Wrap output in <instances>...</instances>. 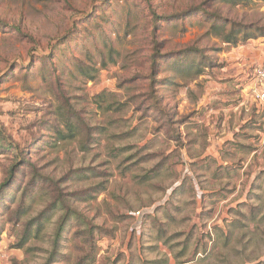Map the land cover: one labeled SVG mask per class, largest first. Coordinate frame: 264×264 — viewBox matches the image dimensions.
Instances as JSON below:
<instances>
[{"label": "rangeland", "instance_id": "rangeland-1", "mask_svg": "<svg viewBox=\"0 0 264 264\" xmlns=\"http://www.w3.org/2000/svg\"><path fill=\"white\" fill-rule=\"evenodd\" d=\"M208 14L264 27L256 0H0V264H45L63 222L55 264H264V39Z\"/></svg>", "mask_w": 264, "mask_h": 264}, {"label": "trees", "instance_id": "trees-1", "mask_svg": "<svg viewBox=\"0 0 264 264\" xmlns=\"http://www.w3.org/2000/svg\"><path fill=\"white\" fill-rule=\"evenodd\" d=\"M223 2L226 5L237 7V6H247L251 3V0H219ZM259 2H262L264 0H256ZM206 13V12H205ZM209 17H213V20L210 21V24L208 26V30L210 33L214 34L217 36V38L222 42L223 44L226 45H232L236 46L238 44H246L247 42L251 40H257V39H264V27H259L258 25L254 23H235L231 22V19H220L222 22L221 24L218 21H215L216 17L212 14H208ZM89 55V54H88ZM87 55V56H88ZM104 66V64H102ZM78 67H79V74L83 78H87L90 80H93L94 78V73L96 72L94 66L92 65H86L82 64L81 62L78 61ZM192 68V67H190ZM189 68V69H190ZM196 76H199L201 73L200 68H197V71H195ZM98 98V97H97ZM100 99V98H99ZM101 100V101H100ZM96 101L98 108H101L102 104L106 102V99H100ZM107 108L110 107L111 105H115V109L121 110L124 108V104H110L107 102ZM69 115L65 117V114L67 112L62 111V108H57L56 109V117L60 122H62L63 126L66 128V132H63L60 130V128H56L54 131V137L51 143L55 142H65L67 139H72L74 137V132H76V127L75 123L72 122L73 119L76 118V112H74L73 108L69 109ZM3 148L7 149L10 151V149H14L13 146L11 145L10 142H8L7 138L4 136L2 131L0 130V150ZM15 166H11L10 171H9V176L7 177L6 181L3 183L2 187H5L11 176H13V171H14ZM204 195V194H202ZM64 228V222L60 223L58 226V230L53 236V247L52 250L49 252V256L45 262V264H55L60 258L65 260V262L68 261V257L65 256V254H60L59 248H60V242L64 240L62 237V229ZM137 232V231H136ZM23 241H26V236L25 238H22ZM23 241L17 246V248H22L23 247ZM57 264H63V263H57Z\"/></svg>", "mask_w": 264, "mask_h": 264}, {"label": "built area", "instance_id": "built-area-1", "mask_svg": "<svg viewBox=\"0 0 264 264\" xmlns=\"http://www.w3.org/2000/svg\"><path fill=\"white\" fill-rule=\"evenodd\" d=\"M251 81V94H253L257 101L264 102V62L252 70ZM143 215L142 211L134 213V217L136 218H140Z\"/></svg>", "mask_w": 264, "mask_h": 264}, {"label": "crops", "instance_id": "crops-1", "mask_svg": "<svg viewBox=\"0 0 264 264\" xmlns=\"http://www.w3.org/2000/svg\"><path fill=\"white\" fill-rule=\"evenodd\" d=\"M251 88H252V87L248 85V88H247V90H246V92H247L248 94H251V92H252V89H251ZM251 97H252L253 99H255V98L252 96V94H251ZM258 102H260L261 104L264 103V102H261V101H258Z\"/></svg>", "mask_w": 264, "mask_h": 264}]
</instances>
